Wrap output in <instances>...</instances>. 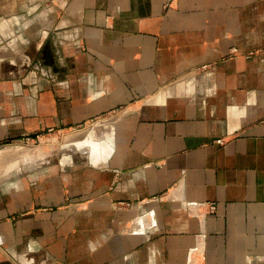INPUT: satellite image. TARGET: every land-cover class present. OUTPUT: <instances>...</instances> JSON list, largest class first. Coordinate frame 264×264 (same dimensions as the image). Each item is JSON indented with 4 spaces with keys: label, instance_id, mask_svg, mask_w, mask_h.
<instances>
[{
    "label": "crops",
    "instance_id": "crops-1",
    "mask_svg": "<svg viewBox=\"0 0 264 264\" xmlns=\"http://www.w3.org/2000/svg\"><path fill=\"white\" fill-rule=\"evenodd\" d=\"M56 80L67 123L126 108L109 168L70 187L94 210L46 259L18 258L39 230L0 189V264H264V0H0V143Z\"/></svg>",
    "mask_w": 264,
    "mask_h": 264
},
{
    "label": "rangeland",
    "instance_id": "rangeland-1",
    "mask_svg": "<svg viewBox=\"0 0 264 264\" xmlns=\"http://www.w3.org/2000/svg\"><path fill=\"white\" fill-rule=\"evenodd\" d=\"M54 83L55 88L51 91L39 89L31 92L40 101L44 94L52 93L54 113H44L39 107V113L33 115L39 121L38 129L24 130L18 139L0 143V189L6 192L8 199L18 192V214L9 219L13 223L23 221L30 224L32 221L35 230H39V233L34 231L32 236H25L21 243L33 242V246L41 250L18 251V258L46 259L49 257V240L60 238L57 234L59 228L74 227L77 216L89 210L93 212L91 206L94 202L72 195L70 187L77 190L82 173L93 176L96 170L109 168L112 130L115 121L126 111V108H119L88 121L67 123L61 115L62 104L72 97H63L61 83L58 80ZM131 206L130 202L111 204L115 211ZM46 212L54 217L44 218ZM45 227L51 228L53 234L43 235Z\"/></svg>",
    "mask_w": 264,
    "mask_h": 264
},
{
    "label": "built area",
    "instance_id": "built-area-1",
    "mask_svg": "<svg viewBox=\"0 0 264 264\" xmlns=\"http://www.w3.org/2000/svg\"><path fill=\"white\" fill-rule=\"evenodd\" d=\"M217 143L222 145L224 143V140H222V139L217 140ZM208 208H209L210 214L215 213L216 210H217V207H216L215 203L208 204Z\"/></svg>",
    "mask_w": 264,
    "mask_h": 264
},
{
    "label": "bare ground",
    "instance_id": "bare-ground-1",
    "mask_svg": "<svg viewBox=\"0 0 264 264\" xmlns=\"http://www.w3.org/2000/svg\"><path fill=\"white\" fill-rule=\"evenodd\" d=\"M102 127V126H101Z\"/></svg>",
    "mask_w": 264,
    "mask_h": 264
}]
</instances>
